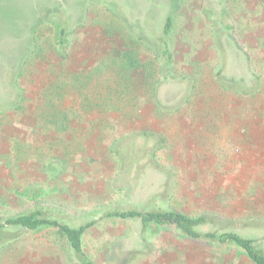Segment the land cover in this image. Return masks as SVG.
Wrapping results in <instances>:
<instances>
[{
    "label": "rangeland",
    "instance_id": "374dc122",
    "mask_svg": "<svg viewBox=\"0 0 264 264\" xmlns=\"http://www.w3.org/2000/svg\"><path fill=\"white\" fill-rule=\"evenodd\" d=\"M58 1L0 0V60L22 63L17 82L26 97L8 108L0 66V218L41 209L74 228L94 222L82 247L95 264H251L233 245L154 225L141 232L138 221L101 216L131 206L264 219V0H66L65 55L58 27L44 20ZM168 15L172 29L162 42ZM120 51L139 60L145 91L113 104L139 108V119L128 127L109 121L114 130L102 148L90 130L64 135L57 128L66 105L73 125L85 123L74 111L83 95L73 78L101 67L115 75ZM130 128L165 137L155 160L169 170V188L149 168L132 171L129 191L114 184L108 148ZM82 138L84 157L75 145ZM235 228L264 250L263 231ZM15 234L0 246V264H78L57 228Z\"/></svg>",
    "mask_w": 264,
    "mask_h": 264
},
{
    "label": "trees",
    "instance_id": "16d2710c",
    "mask_svg": "<svg viewBox=\"0 0 264 264\" xmlns=\"http://www.w3.org/2000/svg\"><path fill=\"white\" fill-rule=\"evenodd\" d=\"M67 2L66 0L55 2L53 7L46 11V17L44 18L45 21L56 24L59 29L58 45L62 55H65L63 41L66 36V14L64 8L69 9ZM41 22L37 20L33 26L37 27ZM171 29L172 16L168 15L162 27V42H164V36L167 37ZM138 38L142 37L138 36ZM160 53V51H157L156 56ZM117 55V63L113 65L116 68L114 70L115 75L110 76L109 67H101L95 70V73L88 72L93 74L91 76L86 73L84 76L73 78L77 80L78 84L75 89H78L80 93L82 92L81 95H83L82 104L80 105L81 109L74 111L79 112L80 115L84 114L85 123H81L83 127L73 125L76 123H73L69 116H67L70 113L69 111L72 110L68 109L66 105L64 116H62L63 125H59L57 128L64 135L72 132L75 133V130L77 131L78 129H85L87 132L90 130L96 139V145L102 148L106 142V136L114 130L109 121L126 122V127H128L131 125L128 120L135 121L139 119L141 114L139 108L128 110L113 104L117 100L121 101L123 97L135 93V91H137L136 100L142 99L143 92L145 91L140 90L141 70H139V60L134 55L122 51L118 52ZM62 57L65 58V56ZM222 57L224 65L225 56L222 54ZM4 60H0V66L2 67V71L7 73H5L6 76L3 78V84L8 92L7 106L10 109H18L24 106L26 98H24V89L17 82V80L19 81L22 78V63L19 62L14 65L6 59ZM101 76L102 78L100 79ZM81 82L83 83L81 84ZM115 86L123 87V92L119 89L114 90ZM87 87H91L92 91ZM240 92L246 94L243 89ZM52 108L51 112L58 109L56 106H52ZM40 114L42 115V113ZM43 116L46 117L44 118L46 121L49 113L45 111ZM64 140L58 141L62 143ZM81 141H84L83 138L78 140L75 145L78 151H80L78 155L84 157L83 152L86 151L87 146H83V142ZM166 144L165 137L157 132H139L136 129L130 128L129 132L120 135L108 148V153L115 158L117 164L114 184L121 185L120 189L129 191L132 189L131 184L134 179L130 175L132 171L138 172L141 168H149L163 173L167 179L164 188H169V170L160 166L155 160V153L165 148ZM65 147L67 148L68 144ZM102 218L138 221L141 226V232H144L148 226L154 225L160 228L172 229L189 240L202 241L206 244L233 245L245 255L251 264H264V250L256 247L255 240L243 237L233 231V229L237 230L235 228L237 225H240L243 229H254L264 232V219L250 217L240 222L217 214H203L193 217L174 210H147L131 206H127L125 209L114 208L105 211L101 216ZM93 224L94 222H89L76 228L70 227L49 217L43 210L35 209L26 214L5 219L0 218V246L16 238L15 233L17 231H34L39 228L54 227L65 236L72 250L73 257L78 264H95L82 247V236ZM203 227H207L208 229L203 231ZM262 239L264 240V236Z\"/></svg>",
    "mask_w": 264,
    "mask_h": 264
}]
</instances>
